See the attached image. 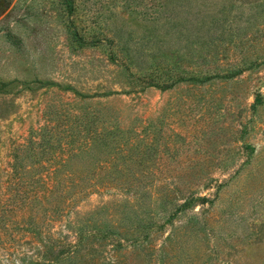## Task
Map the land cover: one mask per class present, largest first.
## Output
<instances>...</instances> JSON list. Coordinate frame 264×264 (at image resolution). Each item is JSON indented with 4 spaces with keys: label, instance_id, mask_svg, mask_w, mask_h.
Listing matches in <instances>:
<instances>
[{
    "label": "rangeland",
    "instance_id": "1",
    "mask_svg": "<svg viewBox=\"0 0 264 264\" xmlns=\"http://www.w3.org/2000/svg\"><path fill=\"white\" fill-rule=\"evenodd\" d=\"M72 2L0 0V264H264V0Z\"/></svg>",
    "mask_w": 264,
    "mask_h": 264
},
{
    "label": "trees",
    "instance_id": "2",
    "mask_svg": "<svg viewBox=\"0 0 264 264\" xmlns=\"http://www.w3.org/2000/svg\"><path fill=\"white\" fill-rule=\"evenodd\" d=\"M167 1L168 0H152L150 6L152 7L153 5L155 6L154 11H152L151 15L149 16L148 20L151 22V24L156 25L157 27H163L165 25H167L169 23V19L164 18V17H160L158 14L160 11H166V6H167ZM67 3V9L69 12H72L73 10V2L72 0H66ZM171 24L172 21H171ZM153 26V27H156ZM73 33H75V30H73ZM158 36V35H157ZM157 36H152L153 40H149L148 42H151V44H159L161 42V37L158 39ZM157 37V38H155ZM74 40L78 41V42H84V39L81 36H77L76 38H74ZM94 41V40H90L89 42ZM207 41H211V40H207ZM163 55V54H161ZM129 64L127 63V66ZM124 68H127L126 65H123ZM181 78V77H179ZM39 144L35 143V145H37L38 150H42L43 151V145L41 144V142H38ZM32 162L38 164V166L42 167L43 164H41V160L39 158H35L32 160ZM48 162H51V159H48ZM65 160L62 159L61 161H59L56 165H60L61 163H64ZM24 163H23V157H19L16 156L13 160V163L11 165L12 170H11V177H10V185L7 187V196L6 198H10L12 195H16L17 197L19 196V193L21 192L20 190L18 191L16 188L17 187H21L20 185H28L30 182L29 178H25L23 176V170H24ZM55 168H57V166H54L52 168H50V172L53 173L55 171ZM51 173L50 175H48V177H51ZM23 192H25V190H22ZM49 193H51V190H47L45 192V195L47 196ZM44 195V194H43ZM195 200H204V198L202 197H197L195 198ZM193 202L192 199L190 198H186L184 199V201L179 205L180 207L187 205L188 203ZM58 207L57 206H53L52 207V211H57ZM87 226H91L88 225V223H84L81 224L79 227H77L76 232H75V237L74 240L70 243H65L64 245H61L60 251H57L55 253V255H51L50 250L53 248V244L49 243V241L47 240H42L44 243L42 245V248L40 249V258H41V263L42 264H59V261L62 259H65L69 262L75 260L77 261L79 259V253H81L82 255L83 252L86 253H90V251L98 249L99 247L97 245H101V242L103 240H110V241H114V244L119 245V241L112 237V235H106L107 231H106V227L105 226H100L97 224H93L91 226L92 229H89ZM98 227H102L104 228V233L101 232V230ZM112 230V233H115L117 235H119V231L117 229L116 226L112 225L109 226ZM31 231H35V229L30 228ZM106 232V233H105ZM39 234V233H38ZM121 234V233H120ZM136 239L130 240L132 242H134ZM110 244H113L110 242ZM87 255V254H86Z\"/></svg>",
    "mask_w": 264,
    "mask_h": 264
}]
</instances>
